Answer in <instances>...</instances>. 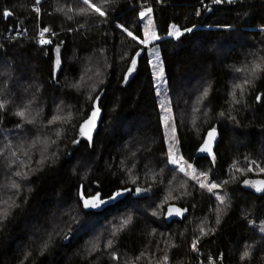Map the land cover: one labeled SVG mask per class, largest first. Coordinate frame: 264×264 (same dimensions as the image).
Wrapping results in <instances>:
<instances>
[{
  "label": "trees",
  "instance_id": "1",
  "mask_svg": "<svg viewBox=\"0 0 264 264\" xmlns=\"http://www.w3.org/2000/svg\"><path fill=\"white\" fill-rule=\"evenodd\" d=\"M92 2L103 8L106 19L88 14L82 0H41L39 18L32 11L35 0H0V104L5 105L0 109V264H164L165 256L167 264H208L209 259L264 264V193L243 184L264 179L255 166L247 171L250 161L264 167V66L258 78L244 83L252 64L264 61V0ZM146 7L153 9L160 37L147 49L116 27H128L143 39L139 11ZM5 10L13 13L7 20ZM173 24L181 32L193 31L169 36ZM44 27L50 29L47 45L34 39ZM16 34L20 38L11 39ZM154 47L178 154L209 179L227 180L219 191L228 194L225 205L183 174L169 171L164 115L149 63ZM136 51L141 52L137 70L125 82ZM101 94V122L90 142L80 137L79 126ZM233 95L239 103H232ZM25 106V119H33L32 124L14 115ZM212 127L220 136L215 162L193 163ZM29 150L36 153L24 161ZM17 170L27 172L28 179L15 177ZM137 187L151 191L134 199ZM124 189L131 192L107 208L84 209L80 200L82 194L108 200ZM170 205L186 209L182 221H166ZM217 208L222 209L219 224ZM129 216L132 222L122 228ZM197 237L199 251L193 253ZM108 240L112 247L106 246ZM249 245V256L241 260ZM113 253L117 260L111 259Z\"/></svg>",
  "mask_w": 264,
  "mask_h": 264
},
{
  "label": "snow or ice",
  "instance_id": "2",
  "mask_svg": "<svg viewBox=\"0 0 264 264\" xmlns=\"http://www.w3.org/2000/svg\"><path fill=\"white\" fill-rule=\"evenodd\" d=\"M105 2L107 3L108 0H105ZM159 2H160V0H157V3H159ZM212 2L214 4L219 5L222 2H224V0H212ZM227 2L229 4H231V3H234L235 0H227ZM82 4L84 6H86V8L88 10H90V12L88 14L94 13V14L106 19V13L103 10V8L101 6H98L97 4L93 3L92 0H82ZM41 6H42L41 0H35V6L32 7V11L34 13H36L37 18H39V16H40ZM69 11H72V9L70 8ZM79 12L81 14H84L85 9L80 8ZM152 13H153V9L151 7L142 8V10L139 11L140 21H144L146 18L148 19V22L143 24V39L139 38L138 33L133 34V31L130 30L128 27H125L121 24H117L116 27L120 28L121 32L126 33V35L132 41H134L137 45H140L143 48L147 49L148 46L153 41L160 39V37L157 36L155 25L152 23V20H151ZM200 14H201L200 11L197 10L196 15L199 16ZM2 15L5 18H7V17L13 15V13L8 11V10H5L2 13ZM228 27H230V26H228ZM228 27H226L225 30H228ZM170 28H171V30L168 32V35L174 36L177 38L182 36L183 33H191L193 31L192 28L186 27V28H184L183 32H181L180 28H178L175 24L171 25ZM260 31L264 32V27H261ZM48 32H50V29L47 27H44L42 29V31L40 32L41 39L39 42L41 45H47V44L52 43L51 40L43 38L45 33H48ZM53 35H55V33H53ZM56 52L57 53L60 52L59 47L56 48ZM140 56H141V52L136 51L135 55L130 58L131 64L127 69V73L124 76L125 82H127L129 77L132 76L133 73L137 70V57H140ZM149 63H152V62L149 61ZM60 65H61V60L59 57H57V59L55 61V67L57 69H59ZM262 66H264V61H261L259 63H253L251 66V70L248 72L249 79H245L244 83L249 84V83H251V81L253 79L258 78L257 74L260 72ZM153 67L156 69H159L160 78H163V69L160 68L158 56H157V63L154 64ZM240 70L241 69H239V68L236 69V71H240ZM0 75H2V73H0ZM236 87H241V85H236ZM204 96H207V89H205V91H204ZM99 99H100V97H96L97 101ZM257 100H260L259 96H257ZM232 103L233 104L239 103V101L235 99L234 95L232 98ZM4 107H5L4 104H0V109H4ZM26 109H27V106H25L24 110L15 111L14 115L21 118V120H23L25 123L32 124L34 122L33 119H25ZM169 111H171V110L169 109ZM99 114H100V108L97 106L96 103H93L91 113L88 115L87 119H85L83 121V123H81L79 126V133H80L81 138H86L90 142L92 141L93 132L95 131V129L97 127V118H98ZM220 115L223 116V113H221ZM230 118L235 119V117H230ZM55 119H59V118L57 117ZM51 123H53V121H49V124H51ZM161 123L164 126V144L167 146V164L172 166V168H170L169 171H171L173 173L179 172V173L183 174V176L186 177L188 180L193 181L194 185H198L201 190L206 191L210 197L214 196L215 200L218 202L219 205H225L226 201L228 199V194L224 193L223 195H221V194H219V191L222 187V184H227V180L217 182L215 179H209V176L207 173L198 172L196 167H194V165L192 163L187 162L182 155L178 154V149H177V143L178 142H177V138H176V127H175V125L170 124L169 119L167 117H161ZM17 127L22 128L23 125L18 124ZM169 127L172 128L171 139H169V132H168ZM55 134L57 137H59L60 131L57 130ZM216 138H217V128L212 127L210 129V131H208L207 136L204 139L203 145H201L198 149L199 153H207V155L212 158L213 162H215L216 157L213 154L212 145L216 141ZM55 142L56 141H52V143H55ZM79 142H80L79 140L73 141V143H79ZM0 154H2V150H0ZM52 155L54 156L55 153H53ZM11 156L15 157L16 152L15 151L11 152ZM37 163L41 164V163H43V161H37ZM253 166H255V169L258 173H264V167H262L256 161H250L249 162V166L247 167V171L252 172ZM237 171H242V170L237 169ZM13 175L15 177H19V178L24 179V180L28 179V173L27 172H21V171L17 170V171L13 172ZM133 183H135V181H133ZM243 184L245 187H249V188L254 189L257 193H264V179H257V180L245 179ZM11 187L13 189H16L17 192H19V189H20L19 184L13 182V183H11ZM146 191H151V189H141V188L137 187L134 194L136 196H140L143 192H146ZM130 192H131L130 189L118 190V191L114 192L108 198V200H105V199L101 198L100 196H92L90 198H85V196L82 194L80 196V200L83 202L84 209H101L102 207H106L109 204V202H115V201L119 200V198L124 196L126 193H130ZM16 206H18V205H16L15 202H13L12 207H16ZM185 211H186V209H181L179 207H170L167 215H168V217H182L184 215ZM221 211H222L221 208L216 209V212H217L216 223L217 224L220 223L219 214ZM3 215H4V217H7L9 215V213L4 212ZM153 215H155V213H153ZM131 222H132V217L129 216L127 219H124L121 221V227L123 228V227L129 225ZM253 227H255V225H253ZM210 231L215 232V229L214 228L210 229ZM260 231L262 233H264V224H262L260 226ZM200 232H201V237L206 235L204 229H201ZM112 235L113 236L117 235V232L113 231ZM66 239H67V237H66ZM199 240H200V237H197L196 239H193L191 242V251L193 253H198V251H199L198 250ZM112 244H113V241L108 240L106 246L112 247ZM95 247L96 246L93 245V248H95ZM250 247H251L250 245L246 246L245 251L241 255V260H244L245 258H247L249 256V248ZM111 259L117 260L118 257L113 253L111 256ZM137 259H139V258L137 257ZM167 261H168V257L165 256V258H164L165 264H167ZM126 264H129V262H126ZM208 264H214V262L211 259H209Z\"/></svg>",
  "mask_w": 264,
  "mask_h": 264
},
{
  "label": "rangeland",
  "instance_id": "3",
  "mask_svg": "<svg viewBox=\"0 0 264 264\" xmlns=\"http://www.w3.org/2000/svg\"><path fill=\"white\" fill-rule=\"evenodd\" d=\"M148 22V19L146 18L144 20V23H147ZM174 37V36H173ZM177 38V37H175ZM156 41V40H155ZM155 41H153L152 43H154ZM151 43V44H152ZM60 53V52H59ZM59 53L56 52V59L57 57H59ZM149 56H150V61L152 62V69H153V74H154V81H155V84H156V92H157V96H158V99H159V103H160V108L162 110V113L164 115V117H167L168 119L171 118L172 114H171V111H169V108H168V96H167V92H166V88H165V84H164V81H163V78H160V71L159 69H156L153 67L154 64L157 63V56L159 58V65H160V68L161 67V63H160V54H159V50L157 47H154V48H151L149 50ZM0 58H1V55H0ZM2 63V62H1ZM131 77V76H130ZM129 77V78H130ZM0 103H1V100H0ZM186 116V115H185ZM168 132H169V139H171V136H172V130L171 128L169 127L168 129ZM39 149V148H38ZM34 153H36L35 151L33 150H29L28 152L25 151L24 152V155H23V159L24 161H27L28 158H32L31 155L34 156ZM249 188V187H247ZM249 189H252V188H249ZM134 193V192H132ZM143 193H147V192H143ZM142 193V194H143ZM93 234V233H92ZM91 234V237L94 235ZM91 240V239H90ZM92 242V241H91ZM93 243V242H92ZM91 244V243H90ZM94 245V243H93ZM92 245V246H93ZM107 245V244H106ZM98 247V246H96ZM198 248H199V244H198ZM165 264V262H164Z\"/></svg>",
  "mask_w": 264,
  "mask_h": 264
},
{
  "label": "water",
  "instance_id": "4",
  "mask_svg": "<svg viewBox=\"0 0 264 264\" xmlns=\"http://www.w3.org/2000/svg\"><path fill=\"white\" fill-rule=\"evenodd\" d=\"M10 17V16H9ZM9 17H7V18H5V20H7ZM100 98L102 97V94L99 96ZM100 100V99H99ZM99 100L97 101H95L94 103H96L97 104V106H98V103H99ZM99 107V106H98ZM101 117H102V113L100 112V114H99V116H98V118H97V127H96V129H95V131L93 132V139H94V137H95V135L97 134V132H98V129H99V126H100V122H101ZM210 131V130H209ZM208 133V132H207ZM207 133H206V135H205V137H204V139L206 138V136H207ZM86 139V138H85ZM92 139V140H93ZM87 140V139H86ZM219 140H220V136H219V132H218V130H217V138H216V141L213 143V145H212V150H213V154H214V152H215V149H216V147H217V145H218V143H219ZM203 143H204V140H203V142L201 143V145H203ZM200 145V146H201ZM199 146V147H200ZM199 149V148H198ZM198 149H197V151H196V153H195V156H194V159H193V163H195L197 160H199V159H202V158H211V157H209L208 155H207V153H199L198 152ZM135 193V192H134ZM146 195V193H143V194H141L140 196H136L135 194H133L132 195V197L134 198V199H137V198H142V197H144ZM96 196H100V195H96ZM114 202H109V204L106 206V208L108 207V206H110V205H112ZM170 207H177V206H175V205H170V206H168L167 208H166V212H165V219H166V221L168 222V223H170V222H172V221H182V219L185 217V214L182 216V217H168V215H167V213H168V210H169V208ZM102 208H104V207H102ZM101 208V209H102ZM91 210H99V209H91Z\"/></svg>",
  "mask_w": 264,
  "mask_h": 264
},
{
  "label": "built area",
  "instance_id": "5",
  "mask_svg": "<svg viewBox=\"0 0 264 264\" xmlns=\"http://www.w3.org/2000/svg\"><path fill=\"white\" fill-rule=\"evenodd\" d=\"M42 30H38V32L35 34V36H34V39L35 40H37V41H40V39H41V37H40V32H41ZM15 37H12L11 39H13V40H16L17 38H20V34H16V35H14ZM44 39H47V34L45 33V35H44V37H43ZM3 41V39H1L0 38V42H2ZM2 43H0V55H1V51H4L3 50V48H2Z\"/></svg>",
  "mask_w": 264,
  "mask_h": 264
}]
</instances>
